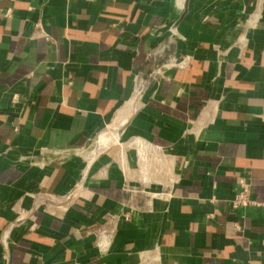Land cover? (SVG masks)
I'll return each instance as SVG.
<instances>
[{"label": "crops", "instance_id": "obj_1", "mask_svg": "<svg viewBox=\"0 0 264 264\" xmlns=\"http://www.w3.org/2000/svg\"><path fill=\"white\" fill-rule=\"evenodd\" d=\"M173 57L191 61L135 101L134 77ZM134 139L170 150L169 201L133 192ZM83 149L92 163L65 153ZM242 178L258 205L234 211ZM76 190L10 230L31 194ZM129 206L101 253L86 230ZM156 246L161 264H264V0H0V264H138Z\"/></svg>", "mask_w": 264, "mask_h": 264}, {"label": "built area", "instance_id": "obj_2", "mask_svg": "<svg viewBox=\"0 0 264 264\" xmlns=\"http://www.w3.org/2000/svg\"><path fill=\"white\" fill-rule=\"evenodd\" d=\"M174 33L175 30L171 29ZM191 61L190 57L184 59L170 58L161 65H158L154 70L146 77L139 73L134 77V100L140 101L146 94L149 86L152 83H161L164 80H169L168 73L172 69H184L189 66ZM132 146H135L137 151L138 168L140 174L143 176L142 186L143 188L133 190L134 193H142L146 195L149 200L161 199L169 201L174 197V189L179 184V175L174 171V166L170 161L171 153L166 147L152 144L144 139H134L131 142ZM66 154H76L81 156H87L88 162H90L91 156L97 154L95 150L89 151L83 150H67ZM42 165V164H38ZM124 169L126 165H124ZM150 185H159L163 189L160 191H151L146 188ZM77 190L70 191L62 199L56 201V196L53 194L35 193L31 194L35 200V205L30 209L18 208L16 210V219L12 222L10 230L20 226H29L30 230L37 228V216L36 210L38 206L43 205L45 207L56 206L59 209H67L69 205L76 202ZM59 202V203H58ZM211 202H215L214 199ZM40 204V205H39ZM229 205L232 210L238 211L245 208L258 205L252 199V186L246 179L242 178L239 183V187L230 200ZM138 210L135 207L129 206L127 211H124L119 215H112L106 218V222L97 229L88 228L87 234L94 233L96 235V246L101 253H107L112 245L113 234L116 230L117 223L123 219L129 221L133 213ZM144 211V210H143ZM10 230L5 233L7 238L10 234ZM138 264H161L160 248L156 246L154 250L149 251L147 254H140L138 256ZM247 264H258L257 262H248Z\"/></svg>", "mask_w": 264, "mask_h": 264}, {"label": "bare ground", "instance_id": "obj_3", "mask_svg": "<svg viewBox=\"0 0 264 264\" xmlns=\"http://www.w3.org/2000/svg\"><path fill=\"white\" fill-rule=\"evenodd\" d=\"M133 104V103H132ZM134 106H135V104H134ZM134 106H132V107H134ZM136 109V108H135ZM133 110V109H132ZM131 111V110H130ZM135 111V110H134ZM119 116V115H118ZM117 117V116H116ZM120 120V119H119ZM121 121V120H120ZM122 123H124V122H122ZM120 124V123H119ZM124 126V125H123ZM116 127V126H115ZM115 127H113V128H115ZM117 128V127H116ZM118 128H120V127H118ZM108 132V131H107ZM116 133H118V132H116ZM114 134V133H113ZM119 134H121V133H119ZM108 135H109V133H108ZM108 135H102L100 138H99V140H98V143H99V147L101 148V149H103V148H105V147H107L108 145H110L111 143H115L116 141L118 142V140H117V137H112L111 135L110 136H108ZM118 136V135H117ZM119 137V136H118ZM98 145V144H97ZM98 148V147H97ZM96 150V149H95ZM97 153V152H96ZM96 156H97V154H95V155H92L91 156V159H90V162H92L95 158H96Z\"/></svg>", "mask_w": 264, "mask_h": 264}]
</instances>
